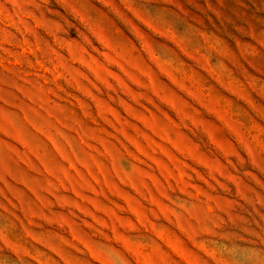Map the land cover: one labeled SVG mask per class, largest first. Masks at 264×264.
Returning a JSON list of instances; mask_svg holds the SVG:
<instances>
[{
    "label": "rangeland",
    "instance_id": "obj_1",
    "mask_svg": "<svg viewBox=\"0 0 264 264\" xmlns=\"http://www.w3.org/2000/svg\"><path fill=\"white\" fill-rule=\"evenodd\" d=\"M0 264H264V0H0Z\"/></svg>",
    "mask_w": 264,
    "mask_h": 264
}]
</instances>
